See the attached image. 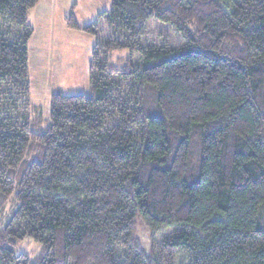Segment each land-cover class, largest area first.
Instances as JSON below:
<instances>
[{"label":"trees","instance_id":"1","mask_svg":"<svg viewBox=\"0 0 264 264\" xmlns=\"http://www.w3.org/2000/svg\"><path fill=\"white\" fill-rule=\"evenodd\" d=\"M39 1L0 0V264H264V0H110L89 94L52 93L47 120ZM150 19L182 44L144 42Z\"/></svg>","mask_w":264,"mask_h":264},{"label":"rangeland","instance_id":"2","mask_svg":"<svg viewBox=\"0 0 264 264\" xmlns=\"http://www.w3.org/2000/svg\"><path fill=\"white\" fill-rule=\"evenodd\" d=\"M110 5V0H40L29 11L28 20L33 28L29 41L30 99L40 107L41 115L46 120L49 119L52 93L61 91L65 95L89 94L90 50L98 38L103 40L110 36L105 22L98 15L109 10ZM61 13L64 14V18L72 13L79 25L90 24L98 18V34L93 36L72 29H66L68 31L66 32L60 28L43 30V19H52L53 16V20H56ZM9 31L13 29L10 27ZM72 33L82 37L78 38ZM142 40L174 48L182 44L180 35L177 36L167 23H157L153 19L148 20ZM131 58L137 61L138 56L134 54ZM261 215L264 217V210ZM134 237L147 252L151 245H158L161 241V235H152L139 219ZM20 247L31 253L35 250V244L29 241ZM182 259L183 255L175 251L174 264L181 263Z\"/></svg>","mask_w":264,"mask_h":264},{"label":"crops","instance_id":"3","mask_svg":"<svg viewBox=\"0 0 264 264\" xmlns=\"http://www.w3.org/2000/svg\"><path fill=\"white\" fill-rule=\"evenodd\" d=\"M32 16H33V13H32ZM28 18H29V16H28ZM42 28H43V30H52V29H59L60 28L62 31L68 32L66 30L68 28L66 27L65 18H64V14L63 13L58 14V19H56V20H53V16H52V19L51 18L50 19H46V18L43 19ZM72 35L78 36V38L82 37V35H79V34H76V33H72Z\"/></svg>","mask_w":264,"mask_h":264}]
</instances>
